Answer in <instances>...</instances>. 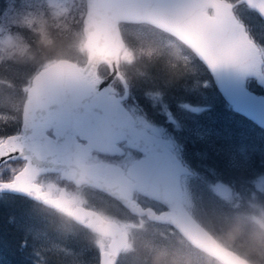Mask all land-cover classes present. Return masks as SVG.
I'll return each instance as SVG.
<instances>
[{"label": "water", "instance_id": "95a60500", "mask_svg": "<svg viewBox=\"0 0 264 264\" xmlns=\"http://www.w3.org/2000/svg\"><path fill=\"white\" fill-rule=\"evenodd\" d=\"M242 1L264 22V0ZM232 8L226 0H85L82 22L86 62L79 65L60 58L32 77L22 109V133L9 135L0 143V163L22 158L26 164L12 180L3 182L0 190L26 193L38 173L59 170L75 183L86 182L106 190L133 213L173 226L188 242L206 249L221 264H245L183 206L179 176L190 170L170 150V143L144 128H134L120 103L125 94L111 93L112 80L121 78L118 57L124 41L119 23L145 22L187 45L232 109L264 128L262 59ZM101 62L109 68L104 77L97 76ZM247 77L254 78L263 93L250 90L245 85ZM50 127L53 136L46 134ZM75 135L86 142L81 144ZM121 139L144 154L127 171L133 182L116 168V175L108 170L105 180L91 176L97 172L82 163V158L92 148L111 151L114 142ZM133 190L157 200L166 209L156 212L151 207L143 208L131 198ZM71 216L87 219L95 233L110 237L108 248L99 253L98 264H115L127 241V234L117 223L81 206L74 207Z\"/></svg>", "mask_w": 264, "mask_h": 264}, {"label": "trees", "instance_id": "16d2710c", "mask_svg": "<svg viewBox=\"0 0 264 264\" xmlns=\"http://www.w3.org/2000/svg\"><path fill=\"white\" fill-rule=\"evenodd\" d=\"M230 1L235 4L234 11L245 23L249 33H251L249 25H252V23H249L245 17L251 19V21L254 19L263 25V22L253 9L246 7L240 0ZM82 2L84 4V0ZM69 4L71 9L73 0H69ZM47 7L52 8L51 5H47ZM25 8L21 4V0H0V17L11 10H24ZM241 8L248 11V16L244 14V17L241 14ZM47 13L48 10H45L42 15L49 18ZM32 14H34V10H32ZM6 27L9 32L6 30L5 25L2 30L5 29L7 31V38L18 40V46L20 47L27 45V51L32 53V56L29 58L27 54L23 57L14 55L9 59L0 61V138L17 130L18 121L7 122V119H12L13 121L12 113L14 115L16 113L19 119L21 106L25 99L31 76L40 67L59 58L57 57V51L66 48L69 43L68 40L72 39V36L68 37L66 31H59L60 27H56L54 23H51L47 26L49 36L54 41V46L50 50L39 43L40 34L36 31L37 28L25 25H6ZM127 27H139L137 28L139 31L136 34L143 37L144 41L139 37L133 39L136 34L127 31ZM120 28L126 45L130 46L128 56L131 57L124 59L121 56L118 63L119 70L125 73L126 84L129 78L133 82V89L129 90L130 98L131 96L134 97L137 103L140 100L141 107H144V110L151 117H158L159 105L163 104L160 98H156L152 94L153 91L158 90L167 93L170 90V109L178 107L183 110H189L197 102H201L198 106L205 104L203 106V115H215L216 111L219 110L222 113L219 115L221 120L234 121V124L229 125L234 134L238 132L245 133V141L236 140L233 142L240 149L232 148L234 151L231 152L226 149L227 147L224 146V143L222 144L216 140L205 142L191 138L188 145L189 150L187 149L190 154L186 153L183 147L181 148V140L179 142L177 136H171L178 145L181 158L190 164V179L192 177L200 178L201 172L205 174L207 181H222L228 190L227 194L220 198V203H216V205L225 214L224 217H229V220L224 218V222L210 223L202 215L201 211L202 205L204 206L208 197L204 198V202H197L191 188L192 197L194 196V208L190 205L189 210L194 217L214 236L221 234L228 227V221L231 223L239 219L248 222L253 217H264V129L232 110L230 105L219 94L203 64L188 47L176 38L145 23H123ZM151 33L159 41L155 40V36L150 35ZM161 35L163 36L162 39ZM8 42L0 43V52H9V48L12 45L15 46L14 42ZM164 42H168L173 48L185 53L190 58L193 68L183 69L180 63L169 64L166 60L167 58L165 59L161 54L157 53L147 52V54L143 55V61L137 58L140 52H146L145 48L156 49ZM63 57L76 60L78 63H84L86 59V55H81L71 50ZM107 69V65L102 63L99 66V75L107 74ZM196 69L200 73L195 74ZM191 70L193 71L192 73H190ZM195 77L206 79L208 93L204 101L199 99V91L195 92L194 88L198 89L194 85ZM247 85L254 91H261L253 79H248ZM209 91L212 93H209ZM162 112L167 113V111ZM174 118L180 121L179 116L175 115ZM225 118H228V120H225ZM239 125L248 129L239 127ZM216 130L220 132L221 138L226 137L223 136L225 127L222 128L221 125ZM242 144L245 146H242ZM199 150L207 155L205 159L196 153ZM199 164L203 166H199ZM11 198H16V201L10 202ZM209 200L211 199L209 198ZM205 206L207 207L206 204ZM28 207H32L39 212L37 214L40 216V224L37 225L38 227L34 226V228H45L50 232L49 235L57 234L55 236L61 243L83 257V263L81 264H97L99 249L95 241L96 236L88 227L61 213L46 210L24 196L9 193L0 195V264H35L37 260L40 261L38 264H69L63 261L64 253L61 251H42L38 248H33L32 232L28 231V227L25 229V224L29 222L23 221L21 225L16 223L18 214L22 213L24 209H28ZM17 208H22L23 210H18ZM56 229L61 230V233H57ZM22 242L25 243V246L21 245ZM162 248L168 250V258H171L178 251L191 264H215L218 261L210 259L186 241L175 229L166 225L146 223L143 230L136 234V238L131 237L130 244L121 252L116 264H152V255ZM219 264L221 263L219 262Z\"/></svg>", "mask_w": 264, "mask_h": 264}, {"label": "rangeland", "instance_id": "374dc122", "mask_svg": "<svg viewBox=\"0 0 264 264\" xmlns=\"http://www.w3.org/2000/svg\"><path fill=\"white\" fill-rule=\"evenodd\" d=\"M72 1V0H71ZM21 4L24 5L26 8L24 10H14V11H9L8 13H4L0 17V43H9L8 41L14 42L15 46L12 45L8 50L9 52L12 50V48L17 47L19 41L18 40H11L8 37V34L6 33L7 31L9 32V29L6 27V25H25L27 27H33V28H38L40 26V22L42 21H47L48 25L51 23H56L59 20H64L66 24H68V28L60 27L59 31H66L68 37L72 36L73 38V33L74 32H79L82 31V16L84 14V4L82 0H73V4L71 9L67 8V6L60 2V0H21ZM47 5H51L52 8L50 9L47 7ZM70 5V4H69ZM32 10H34V14H32ZM45 10H48L47 15L49 18L44 17L42 15ZM241 14L244 16H248V11L246 9L241 8ZM245 17V16H244ZM246 20L249 23H252L251 28L252 31L255 35V38L258 39L259 41H262L264 43V29L263 25L259 24L257 21L245 17ZM5 25L6 30H2V27ZM139 28V27H137ZM137 28H131L127 27L126 30L133 32V33H138ZM152 36V33L150 34ZM149 35V36H150ZM140 38L141 40L144 41V38L136 34L134 38ZM163 36L161 35V39ZM155 40L159 41L157 37H154ZM71 39L68 40L70 42ZM22 47V46H21ZM146 52L144 53H139L137 55L138 59H141L142 61L144 60V54L148 53H157L161 54L170 64H175V63H180L181 68L183 69H192L193 65L191 64L190 58L185 54L177 50L176 48H173L171 44L168 42H164L163 44H160L158 48L152 49L150 47L145 48ZM9 52H0V61L3 59H9L8 53ZM130 53V46L127 45V47L124 49V52L122 54L123 58L126 59ZM15 55V54H14ZM13 55V56H14ZM12 56V57H13ZM18 57H21L19 55H16ZM193 71L191 70L190 73ZM200 73L196 69L195 74ZM120 75L122 78L125 79V73L120 70ZM161 81V80H160ZM118 80L115 82L117 83ZM126 82V79H125ZM170 84V83H169ZM194 85L198 88H194L195 92L198 90L199 91V99L204 101V98L207 97V82L206 79L203 77H200V79L196 78L194 79ZM127 86H128V91L133 89V82H131L130 78L127 80ZM118 93L122 94L123 89L121 85L118 87ZM209 93H212L209 91ZM156 98H160L163 102L162 105L160 106L159 110V115L157 118L151 117L145 110L144 107H141L142 104L140 103V100L137 101L134 98V102L132 101L131 104L134 107V109L139 113L140 118L143 120V124L145 126H149L152 128V131L156 135H160L162 137H166L169 140H172L170 137L172 135L177 136V139L181 140V148L183 147L184 151L188 154H190V151H188V145L193 138V140H203L205 142H211L212 140H216L217 142L224 143V146H226V149H229V152L234 151L232 148L240 149L238 148L233 142L237 141H245L244 136L245 133L243 132H238L234 134L230 126L231 124H234V121L231 120L229 122L223 121L219 118V115L222 113L219 112V110L216 111L215 115L212 114H204L203 115V109L204 105L202 104L198 106L201 102H197L196 105H193L191 109L189 110H183L178 107H172V109L169 108V102L171 100V91L168 90L167 93L165 91H158L155 90L152 93ZM213 97V94H212ZM198 99V97H197ZM140 106V107H139ZM196 106V107H195ZM197 109H202V110H197ZM206 109V108H205ZM173 110V112L170 113V111ZM162 111H167V113H163ZM145 112V113H144ZM177 115L180 118V121L175 120L174 116ZM11 116L13 117L12 119H7V122H17L18 121V116L15 113V115L12 113ZM225 120H228V118H225ZM222 125V128L225 127V134L223 136H226L225 138H221V134L218 130H216L217 127H220ZM217 126V127H216ZM239 127L248 129L244 126L239 125ZM186 133V134H185ZM180 144V145H181ZM242 146H245L242 144ZM240 146V147H242ZM188 149V150H187ZM238 152H240L238 150ZM200 155V157H204V159L207 157L205 153H203L201 150L196 151ZM199 162V161H198ZM19 166V162L11 161L7 163L5 166L2 168V172H6L9 169H16ZM199 166H203L199 164ZM183 184L185 186L184 190V200L191 205L194 208V203L193 199L195 196V200L198 201H203L204 198L208 197L205 200L204 206L202 205L201 211L202 215H204L210 223L214 222H224V218L226 220H229V217H224L225 214L220 211V207L216 205V203H220V198H223L228 190L225 187V183L222 181L216 182V181H207V178L205 179V174L200 172V178L197 177H192L190 179L189 176H186L183 180ZM191 186V187H190ZM191 188L193 189L194 196L192 197L191 194ZM211 199L208 201V199ZM95 203L94 204H99L101 202L100 198L94 199ZM207 205V207L205 206ZM115 208V214H117L118 217L122 218V221L126 225H132V230L133 234L132 237L136 238V234L141 232L143 230L144 225L146 224L145 221H147L145 218H140L137 216H133L129 214L125 208L120 207L117 204H114L110 201H106L105 205L103 208H107L109 212L114 211ZM22 209V208H17ZM23 210V209H22ZM60 213H65L62 211H59ZM38 210L28 207V209H24L22 213L18 214L17 217V225L23 224V221H28V224H25V229L28 227V231L32 232V242H33V248H38L42 251H47V250H52L55 252H63L64 256L62 257L64 262H68L69 264H81L83 263V257L80 256L79 254H76L72 249L67 248L63 243H61L55 235L50 234L49 231H47L45 228H34V226L38 227L37 225L40 224V216ZM44 217V216H43ZM112 218V217H111ZM113 219V218H112ZM215 219V220H213ZM228 224H230V221H228ZM125 228V226H124ZM90 229V228H89ZM91 230V229H90ZM57 233H61V230H57ZM138 231V232H137ZM93 233V231L91 230ZM137 232V233H136ZM96 236V235H95ZM95 241L97 244L98 249L102 248H107V243L109 241L108 238H103L96 236ZM36 246H35V245Z\"/></svg>", "mask_w": 264, "mask_h": 264}, {"label": "flooded vegetation", "instance_id": "af4514ba", "mask_svg": "<svg viewBox=\"0 0 264 264\" xmlns=\"http://www.w3.org/2000/svg\"><path fill=\"white\" fill-rule=\"evenodd\" d=\"M125 106L134 116V119H131V123L137 127H145L142 123L139 122V120L136 119L134 107L127 101H125ZM21 125L22 114H20L18 119V124L16 128L17 130L10 134H21ZM148 130L154 133L152 130ZM46 134L52 135L53 128L50 127L46 129ZM75 137L78 141L84 143V140H82L80 136L75 135ZM142 156L143 154L139 150L129 145L126 139H122L116 141V144H114L112 151H99L91 149L90 152L85 155L81 161L86 165H91L92 171L97 172V174L93 172L94 174L91 175L93 177L99 176L101 179L105 180L109 177L110 172H108V170L114 171V168H116L126 178H130L127 174L129 166L134 163L135 160L141 158ZM11 161L19 162L18 168L14 170L11 168L6 172H2L3 166H5ZM25 163L26 160L22 158L11 159L1 163L0 182L12 179L13 174L20 170L25 165ZM114 174L116 175L115 171ZM31 184L32 187L26 193H15L12 191H6L5 193L24 196L32 202L36 203L37 205H40L41 207L45 208L46 210L56 211L58 213H60L59 211L65 212L61 214L68 218H71L70 213L74 207L82 206L84 208L95 211L106 220L117 222L119 226H125V228L127 226L123 223L122 218L118 217L117 214H115L116 206L114 207L113 212H109L107 208H103L106 201H110L124 208V206L106 190H103L101 188L99 189L89 183H75L73 180L62 176L60 171L49 170H43L38 173L32 180ZM133 197L144 206H150V203H153L152 199L137 192H133ZM96 198L101 199V202L99 204H94V199ZM47 200L54 201L55 204L50 205L45 202ZM81 223H84L87 225V227L91 228L87 224L86 220H82Z\"/></svg>", "mask_w": 264, "mask_h": 264}, {"label": "clouds", "instance_id": "9594fccd", "mask_svg": "<svg viewBox=\"0 0 264 264\" xmlns=\"http://www.w3.org/2000/svg\"><path fill=\"white\" fill-rule=\"evenodd\" d=\"M47 24V21L40 22V26L36 31L40 34L39 43L51 50L54 46V41L49 36ZM56 27L68 28V24L64 20H59L56 23ZM84 39V31L74 32L73 38L66 48L57 51V57L62 58L67 55L69 50L86 55V50L83 48ZM27 48V45L14 47L8 53V56L11 58L15 54L23 57L27 54L31 58L32 53L28 52ZM214 238L225 248L240 255L245 264H264V217H253L248 222L237 219L231 222L221 234L215 235ZM200 251L210 259H215L206 249H200ZM168 257L169 252L167 249H159L152 255V264H191L178 251L171 258ZM215 264H219V262L216 261Z\"/></svg>", "mask_w": 264, "mask_h": 264}, {"label": "bare ground", "instance_id": "6f19581e", "mask_svg": "<svg viewBox=\"0 0 264 264\" xmlns=\"http://www.w3.org/2000/svg\"><path fill=\"white\" fill-rule=\"evenodd\" d=\"M177 65H178V64H177ZM107 73H109V68L107 69ZM116 200H118V199H116ZM9 201H10V202H14V201H16V198H11ZM59 215H61V214H59ZM104 220H106V219H104ZM93 234H94V233H93ZM21 245H22V246H25V243L22 242ZM92 246L94 247V245H92ZM38 263H40L39 260H37V261L35 262V264H38Z\"/></svg>", "mask_w": 264, "mask_h": 264}]
</instances>
